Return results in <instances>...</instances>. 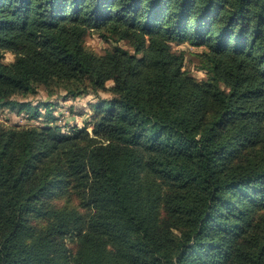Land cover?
<instances>
[{
    "label": "trees",
    "instance_id": "1",
    "mask_svg": "<svg viewBox=\"0 0 264 264\" xmlns=\"http://www.w3.org/2000/svg\"><path fill=\"white\" fill-rule=\"evenodd\" d=\"M38 87L94 101L0 125V264H264V0H0V109Z\"/></svg>",
    "mask_w": 264,
    "mask_h": 264
},
{
    "label": "rangeland",
    "instance_id": "2",
    "mask_svg": "<svg viewBox=\"0 0 264 264\" xmlns=\"http://www.w3.org/2000/svg\"><path fill=\"white\" fill-rule=\"evenodd\" d=\"M112 45H119L124 48H126L125 44L123 42L120 43H114L112 41H105L101 36H99L97 33L91 32L89 33L85 38V46L95 52L96 54H103L105 50L110 48ZM172 50L175 53H183L184 55V69L187 70L189 73H191L196 79H202L204 78L205 74L203 71L197 70V57L196 54L201 52V48L192 47L187 43L183 44H173ZM14 60V55L10 52H6L3 55V62L4 63H10ZM111 83H108L110 85ZM99 95L102 98L107 97L105 93H99ZM64 96L63 91H58L56 95L48 96V94L45 92V90L42 87H38L35 94H32L28 98H21L18 97V99L30 102L33 106H37L38 112L40 117H29L30 113L27 111H22L20 113H17V111H10L8 109H0V125H3L5 127L9 126H19V127H44L49 126L51 123L48 121L50 118L48 117V113L55 118H59L57 124L61 126H70L75 125L78 127H82L84 124V121L87 120L88 112H89V102H93L94 99L92 96H86V97H80L78 100H65L62 98ZM58 102L56 106H54L53 109H50L49 112L42 107L40 104L42 102ZM55 114V115H53ZM50 115V117H51ZM20 129V128H19ZM63 132H70V128H62ZM88 131L90 132L91 129L88 128ZM51 203L54 206H77L79 203L78 201L73 198L72 196L70 198H67V195L64 196H55L51 199ZM79 211L84 212L82 208L79 209ZM32 224L37 226H42L43 224L36 223L34 221H31ZM36 223V224H35ZM68 246L72 250H74V244H70L67 241Z\"/></svg>",
    "mask_w": 264,
    "mask_h": 264
}]
</instances>
